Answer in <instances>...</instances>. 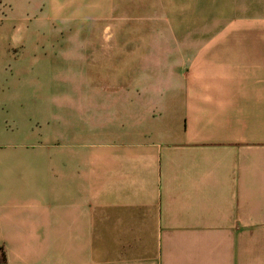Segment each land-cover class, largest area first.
<instances>
[{
	"label": "crops",
	"instance_id": "obj_1",
	"mask_svg": "<svg viewBox=\"0 0 264 264\" xmlns=\"http://www.w3.org/2000/svg\"><path fill=\"white\" fill-rule=\"evenodd\" d=\"M114 4L140 27L133 51H91L83 82L36 81L45 52L21 27L107 24ZM164 27L168 50H138ZM68 64L51 61L82 68ZM0 250L6 264H264V0H0Z\"/></svg>",
	"mask_w": 264,
	"mask_h": 264
},
{
	"label": "rangeland",
	"instance_id": "obj_2",
	"mask_svg": "<svg viewBox=\"0 0 264 264\" xmlns=\"http://www.w3.org/2000/svg\"><path fill=\"white\" fill-rule=\"evenodd\" d=\"M48 0H27L28 3L36 4L40 2H47ZM96 5V2H94ZM112 5V4H111ZM110 11V16L107 24L95 23L94 25H69L65 23L69 22H49L44 26H38L36 21H30L26 26L21 27L19 36L23 37L27 42V46L39 42L42 51L45 52V58L48 65L46 66L45 72L36 75V81L39 76V80L50 85L54 82H69L79 81L83 82L88 80L86 72V62H90L88 59V53L91 51L100 52L102 49L112 50H131L133 51L136 47L134 41V34L140 31V27L130 25H123L121 16L124 17L126 14L127 18H133V10L126 9L124 12L119 11L115 8ZM132 7V4L129 5ZM47 14V11H45ZM121 14V15H120ZM122 17V18H123ZM132 22V20H131ZM133 23V22H132ZM19 28V27H17ZM147 30L149 27H142V32ZM16 32V31H15ZM15 34V33H14ZM159 35H163V41H148L145 42L138 48V50L147 52H161L165 49V36L167 37L168 31L164 28L158 29ZM40 40V41H38ZM29 41V44H28ZM94 41V42H93ZM11 52L9 53V63L15 66L22 58L18 59L17 56L22 55L23 48L21 46L15 47L11 44L9 47ZM82 53V54H81ZM59 56V57H57ZM53 57V58H51ZM51 59V60H48ZM61 60V65L69 66L68 62H80L82 68H77V71L69 72L66 74H58L52 69L51 61ZM49 61V62H48ZM51 66V67H50ZM76 67V66H73ZM65 70H62V72ZM9 71V81H15L18 75Z\"/></svg>",
	"mask_w": 264,
	"mask_h": 264
},
{
	"label": "trees",
	"instance_id": "obj_3",
	"mask_svg": "<svg viewBox=\"0 0 264 264\" xmlns=\"http://www.w3.org/2000/svg\"><path fill=\"white\" fill-rule=\"evenodd\" d=\"M0 264H6V258L2 250H0Z\"/></svg>",
	"mask_w": 264,
	"mask_h": 264
}]
</instances>
